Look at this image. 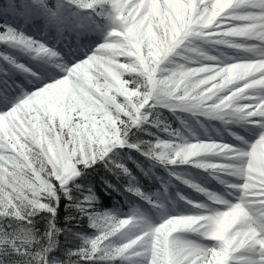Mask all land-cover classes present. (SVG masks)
Instances as JSON below:
<instances>
[{
  "label": "snow or ice",
  "instance_id": "obj_1",
  "mask_svg": "<svg viewBox=\"0 0 264 264\" xmlns=\"http://www.w3.org/2000/svg\"><path fill=\"white\" fill-rule=\"evenodd\" d=\"M70 2L100 12L110 7L113 28L105 42L94 54L65 69L63 78L39 87L0 114V232L7 227L5 218H22L30 224L41 211L49 213L39 250H32L28 238L18 243L21 237L10 236L5 241L17 256L24 257L23 264H61L47 258L60 231L54 223L53 202L68 182L80 175L78 165L87 167L124 142L130 129L144 117L141 110L150 103L257 122L264 130V94H253L255 90L264 93V0ZM5 8L12 16L28 15L25 0H6L0 11ZM242 8L246 11H237ZM4 27L0 41L38 55L58 56L43 44ZM190 38L242 49L252 58L219 66L178 65L159 75L161 63ZM241 38L256 43L235 42ZM188 51L202 55L196 48ZM136 75L143 78L142 85L126 79ZM156 149V158L168 164L188 163L204 154L222 155L223 162H198L196 166L242 179L241 184L229 185L240 193L239 202L211 215L170 218L113 249H105L104 242L134 222L131 218L115 223L108 219L104 231L88 242L89 247L79 250L80 258L91 259L103 251L105 259L131 253L142 257L143 264H264V131L247 151L210 142H164ZM92 199L90 193L82 197L77 206L81 215L89 214ZM182 230L200 233L217 243L209 247L176 239L174 234ZM36 242H40L39 237ZM0 264H10L2 253Z\"/></svg>",
  "mask_w": 264,
  "mask_h": 264
},
{
  "label": "trees",
  "instance_id": "obj_2",
  "mask_svg": "<svg viewBox=\"0 0 264 264\" xmlns=\"http://www.w3.org/2000/svg\"><path fill=\"white\" fill-rule=\"evenodd\" d=\"M5 2L6 0H0V5ZM56 2L57 0H25L28 15H20L18 21L8 12L0 11V33L5 32L6 26L31 39L24 26L36 25L40 21L51 22ZM21 50L26 51L20 45L0 41V78L4 73L2 69L13 70V61L20 56ZM126 79L133 80L134 84H143V78L139 75ZM141 111L144 117L123 138V146L112 147L102 159H97L87 167L78 165L80 175L70 180L65 190L59 192L53 203L54 223L60 231L55 237L54 249L47 253L49 261L55 259L61 264H135L129 260V253L115 259H105L102 258L101 251L91 259H81L79 250L89 247L88 242L104 231L106 220L110 219L115 223L128 218L127 215L148 219L150 214L159 213L178 190L185 189L181 179L169 175L162 162L156 158L159 154L156 145L164 142L180 145L183 136L188 135L186 130H194L198 125L187 129L194 125L188 115L179 112L172 114L153 103ZM133 145L137 148L132 147ZM177 173L180 174L179 171ZM89 193L93 197L89 214L81 215L77 206L82 203V197ZM48 216L49 213L41 211L39 215L32 217L30 224H26L22 218H5L7 227L0 232V253L5 255L10 264H16L17 261L23 264L24 257L17 256L5 241L10 236L21 237L17 240L18 243H22L23 238H28L32 250H39L44 243L43 234L48 229ZM66 217L79 219L68 220ZM28 233H31L30 237ZM122 234L126 235L124 230L105 241L104 248L119 246ZM37 237L40 238L39 243L36 242Z\"/></svg>",
  "mask_w": 264,
  "mask_h": 264
},
{
  "label": "rangeland",
  "instance_id": "obj_3",
  "mask_svg": "<svg viewBox=\"0 0 264 264\" xmlns=\"http://www.w3.org/2000/svg\"><path fill=\"white\" fill-rule=\"evenodd\" d=\"M60 7L67 6L65 4H60ZM2 12L6 13L8 9L5 8ZM110 12V7L105 8L102 12L103 14H101L103 16L102 19L92 13L91 15L93 16L88 15L92 26L88 25L84 27L83 24L85 22H82V25H80L81 27H76L72 24L69 32L60 31V28L56 30V27L52 25L54 21H40L37 25L31 26V31L38 37V39H31L55 51L58 53V56L47 57L40 55V57L33 58L31 56V50H21L20 56L13 61L15 65L9 74L10 84H8V87H3L2 90H0V114L11 110L16 103H19L22 99L26 98L27 95L38 90L39 87L52 83L56 79L63 78L64 75H66L65 69L71 68L76 63L86 59L89 55L94 54V50L105 42L108 32L113 28ZM77 16L65 10L64 21L70 25V21L73 18H77ZM13 18L18 20L20 15L13 16ZM38 27L41 28V31ZM191 48L198 49L199 53L202 55H197L188 51V49ZM177 55L180 56L178 57ZM205 56H211L214 57V59L207 60L204 59ZM119 59L122 61L123 57H119ZM237 61L239 60L234 58L230 49L220 46L213 40L190 38L175 54L169 56L161 63L159 75H166L178 65H183L185 67H195L199 64L219 66L228 65ZM20 65L23 67L22 70L19 68ZM239 103H245V101H240ZM193 111L200 112L199 110ZM231 121L230 124L224 125V129L227 131H220L217 135L211 134V132H196L188 137L183 136L181 144L210 142L227 144L240 151H247L250 145L259 138L261 132L264 131L259 127L257 122L237 120L235 117H232ZM203 124L206 126V123L203 122ZM187 132L189 133L190 131ZM223 161L224 157L222 155L204 154L200 157L193 158L188 163L178 164L174 169H172L171 166H165L170 175L174 173L176 176L177 173L174 172V170L179 171L183 176L182 179L184 182L187 181L188 178L192 179L194 177V174L191 176L185 175H190L195 171H199L200 181H197V179L189 183V187H191L192 191L189 190L187 193V197L189 198L185 199L188 203H195L197 207H185L181 212L178 210H170L167 212L168 215H164L158 219H154L155 214L150 215L148 219H144L142 216L135 217L134 215H127L134 223L124 230L126 235L122 234V240L119 244L125 243L129 238L135 236L144 229L159 226L170 218H175L177 216L211 215L216 212L227 211L229 204L239 202L238 197L240 193L235 188L229 187V185L241 184L243 183L242 179L224 172L196 166L198 162L216 163ZM165 164H167V162ZM193 185L195 187H193ZM198 189H203V191ZM205 195L207 197H205ZM211 196H216L219 200H212L210 198ZM180 201L181 199L177 200L175 204L177 205ZM174 237L179 240L209 247L217 243L211 239L204 238L200 233L189 230L179 231L174 234ZM129 260L135 264H143L142 257L130 255Z\"/></svg>",
  "mask_w": 264,
  "mask_h": 264
},
{
  "label": "bare ground",
  "instance_id": "obj_4",
  "mask_svg": "<svg viewBox=\"0 0 264 264\" xmlns=\"http://www.w3.org/2000/svg\"><path fill=\"white\" fill-rule=\"evenodd\" d=\"M237 11L243 12V11H246V9H243L242 8V9H238ZM235 42L236 43L243 44V45H250V44L256 43L255 41H250V40H246V39H242V38L241 39H237ZM219 45L220 46H224L227 49H230L231 52L234 55V58H236L237 60H239L237 62H240V60L244 61V60H247V59L252 58V54L251 53L245 52L242 49L228 47V46H226L224 44H219ZM253 94L258 97V96H260L261 94H264V93H261V91H259V90H255ZM248 102L249 101H245V103H248ZM225 145H227V144H225Z\"/></svg>",
  "mask_w": 264,
  "mask_h": 264
}]
</instances>
